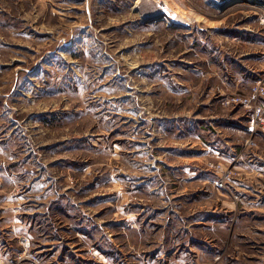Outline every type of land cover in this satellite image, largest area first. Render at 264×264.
Segmentation results:
<instances>
[{
	"label": "rangeland",
	"instance_id": "374dc122",
	"mask_svg": "<svg viewBox=\"0 0 264 264\" xmlns=\"http://www.w3.org/2000/svg\"><path fill=\"white\" fill-rule=\"evenodd\" d=\"M253 45L264 0H0V264H264Z\"/></svg>",
	"mask_w": 264,
	"mask_h": 264
},
{
	"label": "crops",
	"instance_id": "0c3cea01",
	"mask_svg": "<svg viewBox=\"0 0 264 264\" xmlns=\"http://www.w3.org/2000/svg\"><path fill=\"white\" fill-rule=\"evenodd\" d=\"M249 49H250L249 52H247L245 54V56H247L249 59L252 58L254 60V62L259 63V65L262 66L264 64V48H262V46L261 47H255V45H253V48L250 47ZM248 58H246L247 61H248ZM261 71H263V70H261ZM262 76H263V78H262ZM257 78H258V80L261 79V78H262L261 80H264V74H262L259 77L257 76ZM241 81L242 80L239 81L238 86L240 85ZM235 115H236V118L238 119V121H239V118H242V117L239 116L240 115L239 113H236ZM245 120L246 119L240 120V123L244 126L243 127L244 129L246 127L245 126ZM231 124H229V125L233 126V125H236L237 123H235V124L231 123ZM229 125H228V127L225 130H217V131H219V133L216 136L221 137L223 140L225 139L224 143L233 144V143H235V141H233L231 139L232 136H231L230 132L233 131V133H234V130L231 129V127ZM237 127H239V126H237ZM210 129L211 130L215 129V127L214 126H210ZM222 129H224V128H222ZM230 129L232 131H230ZM243 133H244V130H243ZM260 144H262V147H261L262 150H261V152L259 151L260 153L258 152L259 155L256 154V153L253 154V155H249L248 156L249 158L246 157L243 160L244 163H241L239 165V169L241 170V174H242L241 177H245L246 178V177H249V176H252V175L261 176L263 174L262 173L263 172L262 169H260V170L256 169V163L259 162V161H264V134H262L260 136ZM256 157H258V158H256ZM252 162H254V163H252ZM240 189H242V188L238 187V185H237L235 190L240 192ZM258 191L259 192H263L264 191V186L261 185L259 187ZM198 198L199 197H195L193 200L188 202L191 205V209L192 210H193L194 206L196 207V206L199 205V203L202 202V200L199 201ZM226 198L225 199H223V198L219 199L220 201H218V203H216L217 204V206H216L217 210H213V208L211 206H210V208L206 209L205 214L203 216V219H205V221L201 220L200 223L203 222V223H205V225H207V224L209 225V224H211L213 222L211 220H217V221L225 220V223L229 224V220L231 219V214L235 212V210L237 209L238 205L234 204L233 202H230L228 200V198L227 199ZM180 200H179V203L182 204V206L186 205L185 202H182ZM243 204H244V206H242V207L246 208L247 211H249L250 210V208H249L250 205L247 204V203H243ZM253 204L262 205V202L258 201L256 203L254 202ZM253 204H252V206H254ZM200 205H201L200 210L204 211L203 208H205L204 206H208V202H204V203H202ZM218 209H220V210H218ZM246 209L243 210V213H246ZM198 211H199V208L197 207L192 214H194V213L196 214ZM202 214H203V212H202ZM209 216H210V219H209ZM223 223H224V221H223ZM78 235H79V233H78Z\"/></svg>",
	"mask_w": 264,
	"mask_h": 264
},
{
	"label": "built area",
	"instance_id": "2783aa9c",
	"mask_svg": "<svg viewBox=\"0 0 264 264\" xmlns=\"http://www.w3.org/2000/svg\"><path fill=\"white\" fill-rule=\"evenodd\" d=\"M256 93L263 92V88L256 87L255 88ZM263 94H259V96H262ZM241 102H248V98H238ZM253 106L250 108V114H248V122H247V131L250 133V137L247 139V143L250 144H256L254 140L255 133L260 130L264 132V106L261 102L255 103V104H249L248 105ZM221 178L219 181H217V187L219 190H227L228 189V177L230 174L228 172H225L224 174L220 175Z\"/></svg>",
	"mask_w": 264,
	"mask_h": 264
},
{
	"label": "bare ground",
	"instance_id": "6f19581e",
	"mask_svg": "<svg viewBox=\"0 0 264 264\" xmlns=\"http://www.w3.org/2000/svg\"><path fill=\"white\" fill-rule=\"evenodd\" d=\"M215 1L218 2V3H225V4H226V2H228V0H215Z\"/></svg>",
	"mask_w": 264,
	"mask_h": 264
}]
</instances>
